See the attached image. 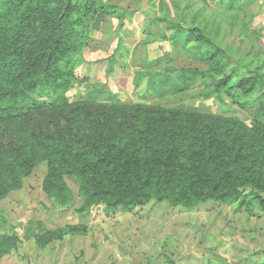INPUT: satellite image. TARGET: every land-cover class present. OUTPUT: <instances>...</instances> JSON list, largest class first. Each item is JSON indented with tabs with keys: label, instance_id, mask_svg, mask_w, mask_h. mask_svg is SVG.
Returning a JSON list of instances; mask_svg holds the SVG:
<instances>
[{
	"label": "trees",
	"instance_id": "obj_1",
	"mask_svg": "<svg viewBox=\"0 0 264 264\" xmlns=\"http://www.w3.org/2000/svg\"><path fill=\"white\" fill-rule=\"evenodd\" d=\"M112 8L102 0H0V199L45 162L42 189L64 192V176L73 180L82 196L77 213L99 204L106 213L130 211L152 199L264 212L263 120L249 126L196 108L123 103L96 86L83 100L67 95L83 80L76 69L89 32ZM159 20L170 31L162 39L181 47L194 42L207 64L165 69L161 80L177 73L184 90L211 76L215 90L233 101L258 89L254 100L264 116L263 75L236 79L227 50L203 28L183 18ZM17 247L15 234H0V258Z\"/></svg>",
	"mask_w": 264,
	"mask_h": 264
},
{
	"label": "rangeland",
	"instance_id": "obj_2",
	"mask_svg": "<svg viewBox=\"0 0 264 264\" xmlns=\"http://www.w3.org/2000/svg\"><path fill=\"white\" fill-rule=\"evenodd\" d=\"M102 1L115 5L114 14L89 32L82 57L95 60L88 71L84 62L76 69L83 80L67 93L71 100L85 99L96 86L123 103L196 108L249 126L264 121L254 100L258 89L233 101L215 90L211 76L178 90L177 73L164 81L159 74L207 69L194 42L181 47L161 38L170 34L159 20L166 17L203 28L227 50L236 79L254 73L264 78V0ZM46 170L45 162L38 163L0 199V234L18 238L0 264H264V212L258 207L214 200L184 207L152 199L130 211L106 213L99 204L77 213L78 185L64 176L68 189L47 194Z\"/></svg>",
	"mask_w": 264,
	"mask_h": 264
},
{
	"label": "crops",
	"instance_id": "obj_3",
	"mask_svg": "<svg viewBox=\"0 0 264 264\" xmlns=\"http://www.w3.org/2000/svg\"><path fill=\"white\" fill-rule=\"evenodd\" d=\"M101 34H102V33H101ZM93 54H94V53H93ZM93 60H95V59H92L91 57H88V58H87V61H84V63H85V66H84L85 70L88 71L89 66L93 64ZM95 65H96V64H95ZM195 206H196V205H195ZM192 207H193V206H192Z\"/></svg>",
	"mask_w": 264,
	"mask_h": 264
}]
</instances>
